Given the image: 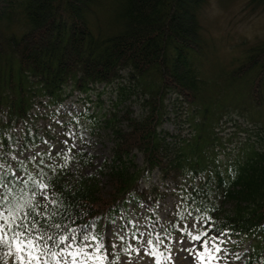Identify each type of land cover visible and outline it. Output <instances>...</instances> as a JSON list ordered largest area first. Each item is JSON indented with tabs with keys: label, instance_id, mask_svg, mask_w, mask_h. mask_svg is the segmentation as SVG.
<instances>
[{
	"label": "trees",
	"instance_id": "1",
	"mask_svg": "<svg viewBox=\"0 0 264 264\" xmlns=\"http://www.w3.org/2000/svg\"><path fill=\"white\" fill-rule=\"evenodd\" d=\"M202 2L0 0V119L8 116L11 123L16 117L19 126L21 119L32 121L27 114L38 105L55 108L74 93L88 97L101 85L112 86L110 110L91 116L109 143L106 157L98 166L94 156H82L79 168L65 177L84 189L82 203L104 208L134 188L147 193L154 184L153 200L146 203L157 220V203L167 194L178 197L172 185L191 171L206 176L219 157L228 187L212 201L211 222L233 229L226 238L238 237L259 253L264 232L254 234L247 225L264 223V124L256 125L253 139L229 148L216 136L223 104L213 100L191 64L205 45L197 19ZM246 7L252 14L264 8V0H247ZM238 70L248 75L244 79L259 106L264 39L247 49ZM85 170L93 175L81 179ZM143 211L147 219L148 209ZM107 225L100 220L96 231L105 232Z\"/></svg>",
	"mask_w": 264,
	"mask_h": 264
},
{
	"label": "snow or ice",
	"instance_id": "2",
	"mask_svg": "<svg viewBox=\"0 0 264 264\" xmlns=\"http://www.w3.org/2000/svg\"><path fill=\"white\" fill-rule=\"evenodd\" d=\"M62 107L53 108L47 102L43 108L38 105L27 114L32 121L21 119L19 126L16 117L11 123L8 116L0 119V264H124V256L133 250L148 253L161 264L162 253L175 242L177 234L184 242L181 247L187 245L184 250L190 254L189 264H230L236 260L264 264V251L257 253L245 247L233 255L222 247L225 234L233 229L217 228L211 222L210 213L216 208L212 201L219 198L220 188L228 187L219 157L215 168L205 170L206 176L197 178L191 171L182 183L172 185L170 190L178 192V198L167 222L153 219V210L146 203L153 200L154 184L147 193L144 187L138 192L134 188L104 208L94 210L83 204L84 189L65 177L74 167L79 168L82 156L92 155L78 146L86 142L80 117L91 118V113L87 105H73L65 121ZM37 118L48 123L37 124ZM227 171H234L230 162ZM92 175L85 170L81 179ZM217 175L221 178L219 186ZM193 179L196 183L191 182ZM134 204L148 209L146 229L133 231L128 227L129 223H140L127 219L128 214L134 218L142 214L135 212ZM100 220L113 224V232L98 233ZM247 227L254 234L264 232V223Z\"/></svg>",
	"mask_w": 264,
	"mask_h": 264
},
{
	"label": "rangeland",
	"instance_id": "3",
	"mask_svg": "<svg viewBox=\"0 0 264 264\" xmlns=\"http://www.w3.org/2000/svg\"><path fill=\"white\" fill-rule=\"evenodd\" d=\"M246 3L247 0L240 8L242 15L238 14V18L234 16L227 19L219 32L209 33L202 31L205 45L202 46V51L197 57L198 60L194 58L191 60L192 66L196 68L198 66L207 88H210L213 93V100L216 99L223 104L224 112L221 119L217 120L215 132L216 136L225 143L227 148L235 146V144L247 137L253 139L252 134L257 129L256 125L264 124V80L259 88L260 91L255 94L257 99L261 101L258 106L252 100V91L248 89L249 79H244L248 75L241 76L238 70L240 62L246 56L247 49L262 40L250 41L240 32L247 18L251 15L248 12ZM234 75L237 79H234ZM112 90V86L101 85L97 90L91 92L88 97L78 98L80 96L74 93L70 99L60 105L63 106L61 117L67 121V110L73 105L79 108L87 105L91 116L94 114L96 118L100 117L112 107L110 104V99L113 97ZM92 120L87 115L80 117L81 128L85 133L86 142L79 143L78 146L91 152L95 158L93 162L97 165L98 160L102 161L106 157L109 143L99 137V132H104L100 130V125L92 122ZM47 123L48 121L46 120L44 124ZM39 124L43 123L40 122ZM53 127L58 126L53 125ZM87 141H90V143ZM44 148L47 149V146L44 145ZM177 198L173 194H167L163 200L158 202L157 205L159 206L156 207L158 220L168 221L170 210L174 207ZM136 213L142 214L135 218L132 214H128V216L130 221L135 219L139 220L140 223H130V229L133 231L136 228L146 229V216L143 210L140 208ZM113 229V224L109 223L105 232L110 234ZM224 240L225 243L222 247H227L233 255L242 252L246 246V243L238 237L230 240L224 237ZM231 241L238 242L239 246L237 247V244ZM132 243L135 248L137 246L136 242L132 241ZM182 244L184 242L180 240L179 234H177L175 242L169 246L167 252L162 253L161 264H189L190 254L184 250L187 245L185 244L184 248H182ZM148 260H152V264H156L155 258L150 257L148 253L142 250L140 252L133 250L129 255L124 256V264H147ZM239 262V260L230 261V264H239Z\"/></svg>",
	"mask_w": 264,
	"mask_h": 264
},
{
	"label": "clouds",
	"instance_id": "4",
	"mask_svg": "<svg viewBox=\"0 0 264 264\" xmlns=\"http://www.w3.org/2000/svg\"><path fill=\"white\" fill-rule=\"evenodd\" d=\"M245 2L246 0H203L197 12L201 30L219 32L227 19L242 15L240 8ZM240 32L250 41L264 39V10L258 9L252 13Z\"/></svg>",
	"mask_w": 264,
	"mask_h": 264
}]
</instances>
